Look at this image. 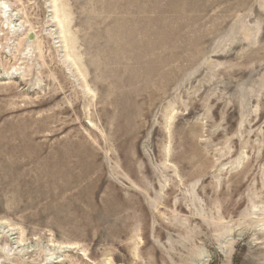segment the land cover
I'll return each mask as SVG.
<instances>
[{
	"label": "rangeland",
	"instance_id": "374dc122",
	"mask_svg": "<svg viewBox=\"0 0 264 264\" xmlns=\"http://www.w3.org/2000/svg\"><path fill=\"white\" fill-rule=\"evenodd\" d=\"M0 264H264V0H0Z\"/></svg>",
	"mask_w": 264,
	"mask_h": 264
}]
</instances>
